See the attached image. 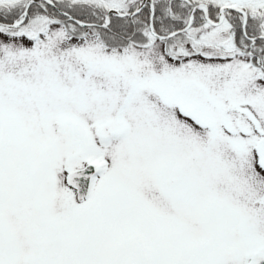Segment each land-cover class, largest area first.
Segmentation results:
<instances>
[{
	"label": "snow or ice",
	"instance_id": "6c2138e0",
	"mask_svg": "<svg viewBox=\"0 0 264 264\" xmlns=\"http://www.w3.org/2000/svg\"><path fill=\"white\" fill-rule=\"evenodd\" d=\"M0 264H264V0H0Z\"/></svg>",
	"mask_w": 264,
	"mask_h": 264
}]
</instances>
